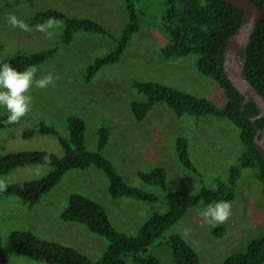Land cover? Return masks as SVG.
<instances>
[{
  "label": "rangeland",
  "instance_id": "obj_1",
  "mask_svg": "<svg viewBox=\"0 0 264 264\" xmlns=\"http://www.w3.org/2000/svg\"><path fill=\"white\" fill-rule=\"evenodd\" d=\"M48 7L98 20L115 34L121 33L129 19L124 0H0V58L18 55L22 49L16 47L15 42L30 33L13 28L8 17L14 14L24 21L32 14L27 22L31 26L29 22L33 14ZM137 8L143 10L141 29L133 35L121 59L103 66L90 81L85 80L88 65L115 45L105 34L81 30L71 43H62V24V27L51 30L54 32L52 38L34 39L32 44L23 48L33 49L28 50L31 52L58 44L57 53L36 66V78L52 73L59 79L45 89L32 87L30 112L15 126L0 130V155L32 149L63 155L64 149L56 135L36 133L25 137L24 130L46 121L63 135H69L67 117L77 114L86 120V142L92 150L97 148L99 126L107 124L111 127L104 154L129 183L155 192L161 200L153 203L135 197H112L108 177L94 165L68 170L34 206L18 196L0 194V237L11 263L26 257L11 246L10 233L16 229L33 230L42 238L72 245L94 260L101 258L109 240L91 231L85 223L62 218L69 196L74 192L104 205L117 229L137 234L154 212L167 211L168 191L195 192L202 185L215 187L219 179H227L230 166L237 163L243 150L241 129L229 118L211 114L180 116L164 102H158L144 120L136 119L132 102L145 99L146 95L133 86L135 79L160 81L209 97L218 105L227 101L220 84L198 69V55L172 59L162 56L161 48L171 40L160 25L163 0L138 1ZM33 32L36 33L35 27ZM5 113L9 112L0 106V115ZM180 135L189 138L191 157L200 173L188 169L179 160L174 143ZM155 166L166 167V187L147 184L140 178V170ZM50 169L44 164L19 166L0 174V180L5 183L28 181L42 177ZM255 172V168L242 170L236 196L230 201L232 215L227 222L218 225L225 226L220 234L214 231L218 226L202 222L199 213L203 207L198 205L158 238L150 251L164 264H175L167 244V237L173 233L181 234L198 251L202 264H224L227 256L245 251L253 239L264 233V191ZM129 264L137 263L129 259Z\"/></svg>",
  "mask_w": 264,
  "mask_h": 264
},
{
  "label": "trees",
  "instance_id": "obj_2",
  "mask_svg": "<svg viewBox=\"0 0 264 264\" xmlns=\"http://www.w3.org/2000/svg\"><path fill=\"white\" fill-rule=\"evenodd\" d=\"M138 1L142 0H124L129 19L120 34L113 33L98 20L70 15L62 9L53 7L36 11L29 24L35 27L49 18L62 21L64 26L62 43H71L75 34L81 30L102 33L112 39L114 47L88 65L85 80L90 81L103 66L121 59L133 35L141 29L143 10H138ZM254 1L262 9V16L249 44L245 74L264 95V0ZM163 5L160 25L171 40L161 48L162 56L172 59L191 54L198 55V69L220 84L227 101L224 105H218L209 97L199 96L160 81L135 79L133 86L146 95L145 99L132 102L136 119L144 120L158 102H164L180 116L192 114L201 117L211 114L229 118L241 129L243 150L238 156L237 163L230 166L227 179H219L215 187L202 185L195 192L183 189L168 191L167 211L154 212L141 225L137 234L117 229L110 220L106 208L99 201L79 192L70 194L62 218L66 221L85 223L91 231L109 240L107 249L99 260L92 259L72 245L42 238L33 230L16 229L10 233V243L16 252L47 264H129V259L137 264H164L158 255L150 251L151 246L192 208L198 205L205 208L208 204L221 200L232 201L236 196L238 181L244 168L256 169V176L262 182L264 191V156L255 144L258 129H264V117L253 120L260 112L256 102L247 99L234 86L224 70L226 46L231 36L243 24L244 11L227 0H163ZM58 49L59 45L54 44L28 53L0 58V65L7 62L18 71H23L29 66L36 67L45 62L54 56ZM9 114L0 115V130L17 124L6 123ZM67 123L69 135H63L56 126L46 121L24 130L25 137H32L36 133L56 135L64 149L63 155L45 149L0 155V174L31 164L51 167L49 172L40 178L6 183V191H0V194L18 196L34 206L45 193L62 180L68 170L84 169L94 165L108 177L112 197H135L153 203L161 200L155 192L129 183L114 162L104 154L111 137L109 125L99 126L97 148L92 150L86 142V120L77 114H71L67 117ZM174 148L183 165L200 173L191 157L187 136H178ZM45 156L50 159L46 160ZM138 174L147 184L160 187L167 185L168 171L165 166L140 170ZM223 230L225 226H218L214 231L220 234ZM167 238L175 264H202L198 251L181 234L173 233ZM0 264H11L10 257L2 246L1 237ZM224 264H264V233L253 239L245 251L227 256Z\"/></svg>",
  "mask_w": 264,
  "mask_h": 264
},
{
  "label": "clouds",
  "instance_id": "obj_3",
  "mask_svg": "<svg viewBox=\"0 0 264 264\" xmlns=\"http://www.w3.org/2000/svg\"><path fill=\"white\" fill-rule=\"evenodd\" d=\"M8 22L13 28H19L24 32H31L30 27L23 20L18 19L14 14L8 17ZM62 27V21L55 18H49L44 23L35 26L36 31L46 34L47 38H52L54 28ZM38 69L35 66H29L23 71H18L11 64L5 62L0 65V106H3L10 113L6 123H18L22 117L27 115L32 106L33 97L30 90L33 86L39 89H45L49 85H54L59 79L52 73L36 78ZM46 160L50 158L45 156ZM7 185L4 180H0V191H6ZM199 215L202 222L216 227L224 224L232 215V205L229 201L221 200L208 204L203 208Z\"/></svg>",
  "mask_w": 264,
  "mask_h": 264
},
{
  "label": "water",
  "instance_id": "obj_4",
  "mask_svg": "<svg viewBox=\"0 0 264 264\" xmlns=\"http://www.w3.org/2000/svg\"><path fill=\"white\" fill-rule=\"evenodd\" d=\"M244 11L245 17L241 27L231 36L225 49L224 70L234 86L243 93L247 99L256 102L260 112L254 117H264V95L246 77L245 62L248 49L257 24L262 16V9L254 0H227ZM242 54L244 57H242ZM261 134V136H260ZM255 144L264 156V129L259 128Z\"/></svg>",
  "mask_w": 264,
  "mask_h": 264
},
{
  "label": "crops",
  "instance_id": "obj_5",
  "mask_svg": "<svg viewBox=\"0 0 264 264\" xmlns=\"http://www.w3.org/2000/svg\"><path fill=\"white\" fill-rule=\"evenodd\" d=\"M31 15L32 14H29L26 17V19L24 20L25 23L28 22ZM30 27H32V26H30ZM32 28L34 31V27H32ZM33 31H31L29 34H25V38H21L20 41L15 42L16 47H20L22 49L21 51H19L20 53H18V54L27 53V52H29L28 50H33V49H27V50L24 49L25 50L24 51L23 48L27 47L29 44H32L34 39L37 40L40 37H41V39L46 37L45 33H40L39 31H36V33H34ZM34 35L36 38H34ZM70 222H75V221H70ZM18 259H20V260L17 261V259H15V261L11 264H47L44 262H38V261L32 260L28 257H21Z\"/></svg>",
  "mask_w": 264,
  "mask_h": 264
}]
</instances>
